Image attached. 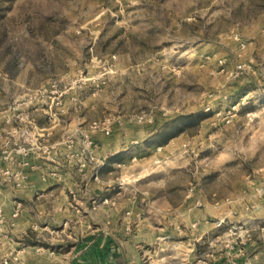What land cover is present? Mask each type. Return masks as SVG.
<instances>
[{"label": "rangeland", "instance_id": "1", "mask_svg": "<svg viewBox=\"0 0 264 264\" xmlns=\"http://www.w3.org/2000/svg\"><path fill=\"white\" fill-rule=\"evenodd\" d=\"M0 129V157L87 134L103 164L78 173L135 190L157 236L143 264H264V0H0Z\"/></svg>", "mask_w": 264, "mask_h": 264}, {"label": "crops", "instance_id": "2", "mask_svg": "<svg viewBox=\"0 0 264 264\" xmlns=\"http://www.w3.org/2000/svg\"><path fill=\"white\" fill-rule=\"evenodd\" d=\"M6 130L10 135L11 129ZM46 136L51 149L48 157L9 153V159L0 162L1 169L11 171L10 177L0 173V243L8 238L12 242L9 249L20 251L32 264H57L62 260L68 264H143L145 255L139 244L147 234L156 240L157 236L145 232L144 219L136 215L137 192L127 193L123 188L112 191L92 176H81L62 165L66 150L53 141L50 133ZM109 163L114 164L111 159ZM72 191L81 192L77 199L70 196ZM97 198L93 209L92 201ZM166 206L172 207L169 202ZM196 215L194 230L200 236L217 226L207 222L202 211ZM184 221L190 224L191 219L185 217ZM51 233L61 234L63 241ZM4 251L0 246V252ZM176 263L190 264L180 257Z\"/></svg>", "mask_w": 264, "mask_h": 264}, {"label": "built area", "instance_id": "3", "mask_svg": "<svg viewBox=\"0 0 264 264\" xmlns=\"http://www.w3.org/2000/svg\"><path fill=\"white\" fill-rule=\"evenodd\" d=\"M25 133L27 132H22L21 135H24ZM106 134H108V132H106ZM10 141L11 140H8L7 144L10 145ZM59 145L64 147V149L66 150L65 156H67L73 162L77 172L79 173H85L87 172V170L97 171V169L103 164L102 161H99V158L96 155L94 144L87 134L82 135L81 140L69 138L67 141H62ZM48 148H46V150H48ZM2 153L3 155L0 157V162L2 160L7 161L10 157V151L7 150ZM24 154H26V152ZM0 173L5 176H11V171L9 169L4 170L0 168ZM93 179L95 180V182H98V177L96 175H93ZM92 204V208L95 209V206H97L96 201H92ZM126 214L128 215L129 213ZM14 216H16L15 213L13 214V217ZM217 226H219V224ZM239 229L240 227L237 228L236 226H231L228 229V233L226 236H238ZM198 261L201 264H206L205 259H198ZM57 264L63 263L61 262Z\"/></svg>", "mask_w": 264, "mask_h": 264}, {"label": "trees", "instance_id": "4", "mask_svg": "<svg viewBox=\"0 0 264 264\" xmlns=\"http://www.w3.org/2000/svg\"><path fill=\"white\" fill-rule=\"evenodd\" d=\"M191 118H196L194 122H197V121H201L202 119H204L205 116L202 113H196V114H191V115L186 116V119L188 120H190Z\"/></svg>", "mask_w": 264, "mask_h": 264}]
</instances>
